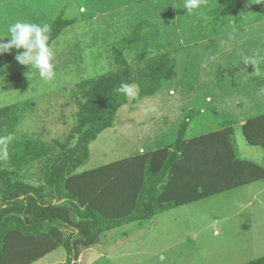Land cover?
Listing matches in <instances>:
<instances>
[{"label":"rangeland","instance_id":"obj_1","mask_svg":"<svg viewBox=\"0 0 264 264\" xmlns=\"http://www.w3.org/2000/svg\"><path fill=\"white\" fill-rule=\"evenodd\" d=\"M179 1L0 0V37L17 19L49 24L63 13L75 20L50 46L54 80L45 82L35 75L28 79V68L17 61L0 71V108L27 104L14 131L0 136V168L12 170L7 160L13 140L45 145L64 141L79 108V100L71 95L75 85L115 70L111 49L131 32L139 9L167 13L163 37L174 42L167 52L176 76L152 96L139 98L138 87L134 98L126 96L113 126L90 143L88 160L78 171L170 146L186 117L185 140L233 121L237 157L264 166L263 151L246 144L239 126L264 112V97L257 95L264 87V4L249 2L235 24H210L207 11L230 0H206L192 15H186L184 0ZM123 56L132 69L141 65L133 60L134 50ZM247 58L259 63L245 65ZM45 163L31 164L19 173L21 179L41 186ZM61 230L76 233L65 226ZM100 238L97 245L81 250L79 264L248 263L264 256V180L158 213L143 223L120 226ZM65 260L64 250L58 248L32 264Z\"/></svg>","mask_w":264,"mask_h":264},{"label":"trees","instance_id":"obj_2","mask_svg":"<svg viewBox=\"0 0 264 264\" xmlns=\"http://www.w3.org/2000/svg\"><path fill=\"white\" fill-rule=\"evenodd\" d=\"M249 2L230 0L209 9L208 23H237ZM164 11L139 9L131 32L111 49L115 70L75 85L71 95L79 100L76 123L63 142L11 141L7 162L12 170L0 168V264H32L58 248L66 260L56 264H79L81 250L97 245L105 232L264 180V166L237 157L233 121L185 140L188 117L170 146L78 171L88 160L90 143L113 126L125 104L126 95L118 91L122 84L135 83L141 98L175 78V62L167 52L174 42L163 37L169 26ZM49 24L51 46L75 20L60 13ZM130 50L141 64L137 69L123 56ZM16 54L13 49L0 56V71L16 61ZM26 109V103L0 108V136L14 131ZM239 126L246 144L264 153V112ZM42 160L43 184L23 181L19 173ZM62 226L76 233L65 235ZM245 264H264V256Z\"/></svg>","mask_w":264,"mask_h":264},{"label":"clouds","instance_id":"obj_3","mask_svg":"<svg viewBox=\"0 0 264 264\" xmlns=\"http://www.w3.org/2000/svg\"><path fill=\"white\" fill-rule=\"evenodd\" d=\"M256 3L264 4V0H257ZM205 5L206 0H184L183 9L186 15H192L194 12H199ZM51 32L52 28L48 23L17 19L7 25L6 35L0 37V56L10 53L13 49L17 50L14 58L19 65L28 68L26 73L28 79L35 75L45 82H50L56 77L55 54L49 44ZM243 63L257 65L259 60L247 58ZM256 74L260 75L258 70ZM118 91L129 98H134L137 93V85L122 84ZM257 95L264 97V87L258 89ZM73 123L74 121L70 119L69 124Z\"/></svg>","mask_w":264,"mask_h":264},{"label":"crops","instance_id":"obj_4","mask_svg":"<svg viewBox=\"0 0 264 264\" xmlns=\"http://www.w3.org/2000/svg\"><path fill=\"white\" fill-rule=\"evenodd\" d=\"M245 121H246V120H245ZM245 121H244V122H245ZM244 122H242L240 125H242ZM160 148H161V147H160ZM156 149H158V148H156ZM230 191H232V190H230ZM227 192H228V191H227ZM224 193H225V192H224Z\"/></svg>","mask_w":264,"mask_h":264}]
</instances>
